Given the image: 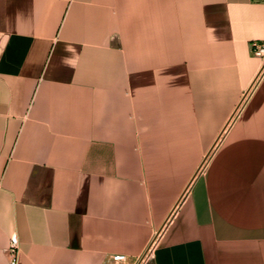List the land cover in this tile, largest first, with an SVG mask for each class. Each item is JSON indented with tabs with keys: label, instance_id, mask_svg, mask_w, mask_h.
<instances>
[{
	"label": "crops",
	"instance_id": "1",
	"mask_svg": "<svg viewBox=\"0 0 264 264\" xmlns=\"http://www.w3.org/2000/svg\"><path fill=\"white\" fill-rule=\"evenodd\" d=\"M264 0H0V264H264ZM19 243L15 263L9 253Z\"/></svg>",
	"mask_w": 264,
	"mask_h": 264
},
{
	"label": "built area",
	"instance_id": "2",
	"mask_svg": "<svg viewBox=\"0 0 264 264\" xmlns=\"http://www.w3.org/2000/svg\"><path fill=\"white\" fill-rule=\"evenodd\" d=\"M252 51L256 56H258L262 59L261 73L264 74V43H258V42L253 43ZM187 194H188V192L186 191L184 193L183 197L180 199V201L176 205V207L173 209L171 215L169 216V218H168L167 222L165 223V225L163 226V228L156 231V233L154 234V236L151 239V241L149 242V244L146 246L144 251L138 257H136L132 261H129L127 255L115 254V255H112V257H111L112 262H114V264H153L155 257H156L157 249L159 247L161 238H162L163 233H164V230L166 229V227L169 224V222L171 221V219L177 214V212L180 208V205H181L182 201L184 200V198L186 197ZM19 252H20L19 243L17 241H15L12 243L11 247L9 248V253L12 256V259L15 263L18 260Z\"/></svg>",
	"mask_w": 264,
	"mask_h": 264
}]
</instances>
